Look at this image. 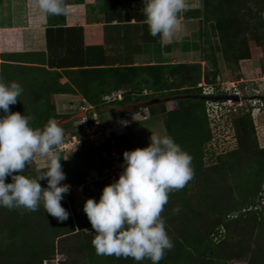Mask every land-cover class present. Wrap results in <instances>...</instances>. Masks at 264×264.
<instances>
[{"label": "rangeland", "instance_id": "1", "mask_svg": "<svg viewBox=\"0 0 264 264\" xmlns=\"http://www.w3.org/2000/svg\"><path fill=\"white\" fill-rule=\"evenodd\" d=\"M250 11L253 15L251 12H247L246 18L251 19V21H256L253 16H257V14L264 18V11L256 12V8H251ZM250 45L251 59L240 61L236 67H229L225 59H222L221 74H218L215 81V85L221 91L219 93L228 92L227 88H230V91L236 90L238 92L240 100H221L218 102V100L206 99L212 139H206L200 151L194 147L193 141L190 147L185 146L183 148L192 157L193 176L184 188L190 197L187 198L193 210L190 214L195 216L197 228L211 229V231L219 228L230 239L228 244L217 243L219 246L213 248L214 251L220 252V259H212V255L206 254L201 258L202 264H252L250 255L253 252L260 256L262 262L258 264H264V224L261 223L263 225H260L261 220L259 221L257 217L259 214L240 211L241 207L234 209L231 217H228L229 215L225 212L231 208V204L234 202H239L238 205H241L249 200L251 191H253L250 186L259 185L256 180L264 167V99L258 98L259 95H264V74L261 72L262 63L264 64V50L253 42H250ZM4 66L1 77L3 81L5 83L17 81L23 88L17 102L9 105V110L31 116L30 123L33 127L42 128L49 119H55L63 128L66 141H69L62 147L57 145L54 150L61 157H67V159H61L60 163L66 174L64 182H67L71 187L62 201L68 202L71 217L78 214L80 224L85 225L86 231L91 230L93 232L83 211L84 200L88 197L99 198L102 187L106 184L103 182L104 178H108L107 184L117 178L122 171V153L124 150L147 145L151 134H166L161 117L160 102L164 103L167 110H171L179 106L178 98L187 93L167 92L160 95L159 92L152 93L146 88L143 93L150 95L141 97L135 102L102 104L103 111L99 115L98 124L104 123V127L101 129L97 124L94 128L97 131L90 134L91 139L84 142L83 140L80 141L75 133L78 131L77 124L81 122L80 118L86 112L77 116L78 112L83 111V107L70 109L68 113H65L68 109H62V113H56L55 109L50 107V94L45 91L48 85L44 80V76H50L47 72L35 71L30 67ZM210 66L205 61L202 70H207ZM239 73L245 75L241 79H237ZM203 85H205L203 87L204 94H214L213 85L206 83ZM123 95L124 93L121 94L122 97ZM134 96L138 95L135 94ZM121 112H125L123 113L125 115ZM240 116L241 118L244 116L245 120L241 122ZM80 128L83 130L82 126ZM202 131L205 133L204 129ZM90 132L92 131L90 130ZM72 135L76 136L78 143L71 138ZM108 138L110 143H114L116 140L119 143V148L113 147L110 154H107L102 147L103 142ZM109 159L112 160L110 164ZM46 165V158L37 154L27 164L23 174L35 176L37 170L45 169ZM5 179L7 182L11 180L10 177ZM39 183L42 187L47 186L45 180H41ZM236 183H238L237 186ZM84 184L89 187L86 195L82 194ZM257 189L258 194H260L263 183ZM182 191L181 188L169 193L168 202L164 205L161 213L165 223L168 221L164 215L173 213L174 208L179 207L178 212L184 211L180 204L177 205V200H181L179 196L182 195ZM70 197L71 200H69ZM262 204H264V198ZM224 207L227 208L224 209ZM42 210L43 213H46L43 206L40 205L34 211L36 212L35 216L30 217L37 220L35 224L43 225L47 222L41 216ZM237 211L244 215L237 213ZM34 212L32 211V213ZM28 214H30L28 210L22 207L10 210L0 206V248H7L9 242L19 241L21 238L24 240L42 239L43 233L39 230L35 234L38 237H27L30 234L26 236L27 230L23 220L30 219ZM17 219L19 221H16ZM62 226V232L68 230L67 224ZM170 227L175 232L172 224ZM77 230L80 231V229ZM214 240L218 242L219 239L215 238ZM64 242L68 245L66 240ZM60 243L62 245V241ZM231 245H233V250L228 251V253L223 251L224 254H222V248ZM61 248L59 249L60 252L62 251ZM60 252L56 254H61L62 252ZM83 252L78 254L82 261ZM63 258L65 257L63 256ZM148 262L151 264V261Z\"/></svg>", "mask_w": 264, "mask_h": 264}, {"label": "trees", "instance_id": "2", "mask_svg": "<svg viewBox=\"0 0 264 264\" xmlns=\"http://www.w3.org/2000/svg\"><path fill=\"white\" fill-rule=\"evenodd\" d=\"M203 3V21L208 22L209 20H220L222 22L225 45L228 52V55L224 59L229 67H236L239 65L240 61L251 59L250 42L259 45L262 50H264V18L258 14L257 16H253L256 20L255 22L246 18V14L247 12H251V8H256V12H263L264 0H203ZM251 15H253L252 12ZM203 34L205 35L203 29H201L200 36L202 38ZM45 37L48 65L51 67L78 65V69L80 70L75 72H77V74H82V76L85 77V86H88V88L84 86V88L81 89V93L88 102L94 105L92 110H95L99 115L103 111L98 106V104L103 102L100 98V93L103 89L100 87L109 83L111 79L116 83L114 88L119 87L121 83L125 86H130V90L124 92L121 101L126 100L135 102L141 97H148L150 94L143 93V90L146 88L151 90L152 93L159 92L160 95H164L167 92H175L178 94L183 92L187 94L178 98L179 106L177 108L167 110L164 103L160 102L159 104L166 134L172 137L182 148L185 146L190 147L193 141V144L195 143L194 147L199 151L206 139H212L213 135L206 107L207 100L202 97L204 94V83L213 85L214 93L221 92L218 86L215 85L216 78L220 72V66L218 58L211 48L210 53H208L207 46L202 47V52L204 53L202 59L206 61L207 65H211L207 70H202L200 62L161 63L140 66L131 65L115 68H81L84 65L82 59L69 61L66 56L73 46L76 48L74 49V52H78L79 49L82 51V47H80L82 45L81 27H47L45 30ZM4 65L21 66L20 64H11L10 62H1L0 78L3 75ZM261 72L264 74L263 63L261 66ZM8 73L10 74L11 72ZM244 75L245 74L243 73H239L237 79H241ZM122 76L124 77L123 82H121ZM44 80L48 85L46 86L45 91L49 92V94L68 90V87H65V85H59L53 77H51V79L48 78L50 82L47 79ZM113 80L111 81L113 82ZM92 82L96 83L94 87L97 88L98 86L99 89H93V87H90L89 83ZM135 94L138 96H134ZM219 101L221 100H218V102ZM50 107L54 109L53 105ZM121 113L123 114L125 112ZM240 120L241 122L244 121L245 117L242 116L241 118L240 116ZM89 122H91V119H89ZM80 126V124H77L76 127L78 128V133L76 132L75 134L82 137L83 132ZM202 128L205 133H203ZM83 141L86 142L88 140ZM102 145L107 154H110V150L113 147L116 146V148H119L118 140L114 143H110L109 138L106 139ZM226 157H228V155H226ZM111 159H109V164L112 162ZM107 180L108 178H104L103 182L107 184ZM256 181L259 185L263 183L262 192L258 194L257 188L259 185L250 186V189L253 191H251L252 194L249 197V200L244 203L242 202L243 204L241 205H238L239 202L231 204V208H228V210L225 211L226 214L229 215L228 217L233 216L232 212H234V209L241 207L240 211L242 210L243 212L247 211L259 214L257 216L259 221L261 220L259 223L260 225L264 224V204H262L264 198V167ZM237 184L238 183L235 185L237 186ZM182 190V195L180 194L179 196L181 197V200H177V205L180 204L181 209L184 211L164 215L168 221V223H165V228L173 242V247L166 250L164 257L159 261V264H202L201 258L206 254L212 255V259H220V252H218V250L214 251L213 248L217 247V243H223L224 245L228 244L230 241L229 237L227 235L225 236V232L222 233L219 228H216L217 230L212 229V231L211 229L202 230L201 228H197V221L194 218L195 216L190 214L193 211L189 200H187V198L189 199L190 197L186 194L184 187ZM88 191L89 187L84 184L82 186V194L86 195ZM69 200H71V197ZM61 204L69 213L68 219L63 222H58L47 212L43 213L42 210L41 212L43 214H41V216L44 220H47V222L43 225H38L35 224V222H37L36 219L30 218L34 217L36 212L33 211L34 213H32V211H28L30 213L28 214L30 219L23 220V224L26 226L25 229L27 230L26 236L30 234V236L27 237H38L35 234L39 230L43 233L42 239L37 240L35 238L34 240H24L21 238L19 241L16 240L15 242H9L7 248H0V264H43L44 260L47 261L54 258L56 253L60 252L59 249L61 247L62 253H60L62 254V257H65V259L62 260V264H75L76 261V264L137 263V261L131 257L125 258L116 257L114 255H98L91 243L94 237L93 232L91 230H85V225H82L79 222L78 214L71 217L67 201H61ZM225 208L227 207H224V209ZM240 211H237V213L243 214ZM202 220L205 221L204 218H202ZM16 221H19V219ZM169 223L172 224L175 232L172 231ZM65 224H67L68 230L62 232V225ZM46 226L49 227L47 228ZM76 229H80V231H76ZM68 235L70 236L68 237ZM215 238L219 239L218 242L214 240ZM64 240H66L68 245H66ZM60 241H62V245ZM222 249V252L224 251L225 253H228V251L230 252L233 250V245ZM82 251H84V262L79 259L78 256ZM224 252L222 254H224ZM255 253L256 252H253V254L250 255V258L252 257V261H250L252 264L262 262L260 261V256Z\"/></svg>", "mask_w": 264, "mask_h": 264}, {"label": "clouds", "instance_id": "3", "mask_svg": "<svg viewBox=\"0 0 264 264\" xmlns=\"http://www.w3.org/2000/svg\"><path fill=\"white\" fill-rule=\"evenodd\" d=\"M64 3L35 0L45 18L63 14ZM187 7L188 0H143L149 35L159 36L163 45L179 39V16ZM22 91L19 82L5 83L0 78V206L36 211L42 205L49 215L63 222L69 213L61 201L71 186L64 182L66 174L60 163L67 157L54 149L63 142L64 130L55 119H49L42 128L33 127L31 116L10 111L9 105L17 102ZM37 154L46 158V168L37 170L35 176L23 174ZM122 156L117 178L102 187L98 199L84 200L83 211L94 233L91 243L98 255L159 264L166 250L173 247L161 213L169 193L183 188L192 178V157L167 134H151L147 145L124 150ZM41 180L46 181V187L41 186ZM178 211L179 207L173 209V213Z\"/></svg>", "mask_w": 264, "mask_h": 264}, {"label": "crops", "instance_id": "4", "mask_svg": "<svg viewBox=\"0 0 264 264\" xmlns=\"http://www.w3.org/2000/svg\"><path fill=\"white\" fill-rule=\"evenodd\" d=\"M64 7L66 11L63 14L45 18L35 6V0H0V65L1 62H10L30 67L35 71L42 70V73L47 72L50 75L44 76L47 80L53 77L59 85L68 87L64 92L50 93L49 101L56 113H62V109H68L65 112L68 113L70 109L94 108V105L81 93L86 79L82 74L75 72L80 70L78 65H48L45 37L47 27L82 28V51L79 49L74 52L76 48L73 46L66 54L69 61L82 59L84 65L81 68H115L194 61H199L204 66L202 47L207 46V52L210 53L211 48L218 58L221 72V61L228 54L222 22L203 21V0H188L187 10L179 16L180 38L174 39L168 45H163L159 36L149 35L143 15V0H65ZM201 29L205 33L203 38L200 36ZM111 80L100 87L103 89L100 93L103 102L98 104L101 109L102 104L125 102L126 100L121 101V94L130 90V86L123 83L114 88L116 83ZM123 80L122 76L121 82ZM89 84L93 89H99L98 86L94 87L96 83ZM64 259L60 254H56L54 258L47 260L46 264H62ZM136 264L150 263L145 259Z\"/></svg>", "mask_w": 264, "mask_h": 264}, {"label": "built area", "instance_id": "5", "mask_svg": "<svg viewBox=\"0 0 264 264\" xmlns=\"http://www.w3.org/2000/svg\"><path fill=\"white\" fill-rule=\"evenodd\" d=\"M227 90L230 91V88H227ZM231 92H234V93H237L236 90H232ZM83 112H86L81 118V122H79V124L82 126V132H83V136L82 137H79L78 139L81 141V140H88V139H91V135L90 134H93V132L95 131V127L96 125L98 124V120H99V114L95 111V110H92V109H89V108H83ZM89 119H91V122H89ZM101 121V120H100ZM82 123V124H81ZM103 124V125H102ZM100 126V128L102 129V127H104V123H99L98 124ZM92 132H90V130ZM97 131V130H96ZM95 131V132H96ZM85 132V133H84ZM71 138H73V140L77 141L76 139V136L75 135H72ZM67 138H65L63 140V142L61 144H59L58 146H61L62 145H65V143H67L69 140L66 141ZM43 264H46V260L43 261Z\"/></svg>", "mask_w": 264, "mask_h": 264}, {"label": "water", "instance_id": "6", "mask_svg": "<svg viewBox=\"0 0 264 264\" xmlns=\"http://www.w3.org/2000/svg\"><path fill=\"white\" fill-rule=\"evenodd\" d=\"M202 97L204 99H211V100H232L238 101L240 100V95L238 93H211V94H203ZM258 98L264 99V95H259ZM83 112H78L76 115L81 116Z\"/></svg>", "mask_w": 264, "mask_h": 264}]
</instances>
